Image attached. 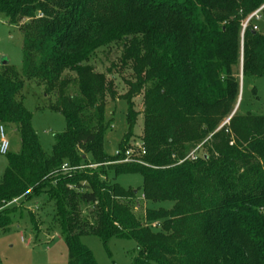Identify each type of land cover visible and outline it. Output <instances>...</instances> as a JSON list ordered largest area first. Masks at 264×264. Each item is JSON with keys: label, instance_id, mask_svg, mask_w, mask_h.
I'll return each instance as SVG.
<instances>
[{"label": "trees", "instance_id": "1", "mask_svg": "<svg viewBox=\"0 0 264 264\" xmlns=\"http://www.w3.org/2000/svg\"><path fill=\"white\" fill-rule=\"evenodd\" d=\"M262 4L0 0V14L22 36L21 70L0 66V124H13L20 138L18 151L4 154L0 226L10 222L14 200L45 194L67 264H96L80 242L87 234L104 245L111 238L134 239L132 264H264V116L232 113L238 74L264 76V32L249 24L240 36L242 20ZM110 43H121V65L130 63L133 75L118 96L112 79L87 63ZM26 80L42 85L45 97L55 96L48 108L66 122L50 154L16 98ZM140 93L144 153L137 149L138 161L122 162L140 114L133 98ZM106 96L126 103L118 155L103 150ZM192 141H203L205 152L185 158ZM128 172L142 177V216L132 210L136 191L111 179ZM147 201L172 204L154 209ZM80 204L88 207L85 213Z\"/></svg>", "mask_w": 264, "mask_h": 264}, {"label": "rangeland", "instance_id": "2", "mask_svg": "<svg viewBox=\"0 0 264 264\" xmlns=\"http://www.w3.org/2000/svg\"><path fill=\"white\" fill-rule=\"evenodd\" d=\"M257 24L259 31L264 32V16ZM21 42L22 36L18 26L10 23L6 16L0 14V66L6 61L17 71L21 70ZM121 47V43L102 46L87 62L94 71L104 72L108 79H112L117 96L126 91V80H133L130 63L121 65ZM68 74L74 75L73 72ZM238 79V95L232 113L237 110L239 113L250 112L264 116V76L242 77L239 73ZM16 98H21L24 106L31 113L32 129L42 150L50 154L54 135L63 132L66 128L64 116L48 108L49 101H53L55 96L45 97L42 85L35 80H26ZM104 102V118L108 126L104 132L103 150L107 155H113L126 131V103L119 97L112 100L108 96L105 97ZM133 107L140 114L128 139V145L136 150L141 146L140 137L143 131L142 93L133 98ZM227 120L228 117L222 119L215 129ZM3 128L4 136L8 141V152H17L20 148V138L16 127L13 124H6ZM202 143L203 141L190 142L191 149L185 158L190 157L192 152L195 155L198 149L200 152H205ZM5 166L6 156L0 154V177ZM111 179L125 189L136 191L137 199L132 204V210L135 215L142 216L145 202L141 197V175L135 172L120 173ZM171 204L169 201L146 203L149 208L154 209L169 208ZM10 206V222L0 226V264H67L68 250L55 220L52 201H48L45 194H41L38 197L16 199ZM78 207L84 213L88 209L84 204ZM80 242L91 252L96 264H132L137 249L135 240L128 238H111L104 245L99 237L87 234L80 237Z\"/></svg>", "mask_w": 264, "mask_h": 264}, {"label": "built area", "instance_id": "3", "mask_svg": "<svg viewBox=\"0 0 264 264\" xmlns=\"http://www.w3.org/2000/svg\"><path fill=\"white\" fill-rule=\"evenodd\" d=\"M264 16V4H262L260 7H258L257 9L253 10L251 13H249L241 22V30H240V36L242 37L243 32L245 30V28L251 24V27L253 30H259L258 24L257 22ZM138 149H140V153L143 154L144 151L142 150L141 147H139ZM8 151V141L6 140L5 136H4V128H3V124H0V154L4 155L6 152ZM137 151V149L135 150L134 148H130L128 147L125 152H124V159L120 160L122 162H135L138 161L137 159H135L133 157V155L135 154V152ZM119 151L116 150L114 152V155H118ZM188 157V156H187ZM190 157H194V153L192 152L190 154ZM140 162V161H139ZM89 167H94L96 166L95 164H90L88 165ZM63 169H70L68 167H66V164L62 165Z\"/></svg>", "mask_w": 264, "mask_h": 264}, {"label": "water", "instance_id": "4", "mask_svg": "<svg viewBox=\"0 0 264 264\" xmlns=\"http://www.w3.org/2000/svg\"><path fill=\"white\" fill-rule=\"evenodd\" d=\"M5 63H6V61L3 62V64H5ZM240 77H241V76H240ZM235 108H236V107H235Z\"/></svg>", "mask_w": 264, "mask_h": 264}]
</instances>
